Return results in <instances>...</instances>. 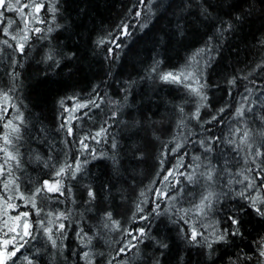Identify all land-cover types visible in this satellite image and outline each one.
I'll list each match as a JSON object with an SVG mask.
<instances>
[{"label": "snow or ice", "instance_id": "6c2138e0", "mask_svg": "<svg viewBox=\"0 0 264 264\" xmlns=\"http://www.w3.org/2000/svg\"><path fill=\"white\" fill-rule=\"evenodd\" d=\"M85 2L0 0V264H264V24L243 59L231 43L264 0H122L91 27ZM33 70L72 82L50 120L24 103Z\"/></svg>", "mask_w": 264, "mask_h": 264}, {"label": "trees", "instance_id": "16d2710c", "mask_svg": "<svg viewBox=\"0 0 264 264\" xmlns=\"http://www.w3.org/2000/svg\"><path fill=\"white\" fill-rule=\"evenodd\" d=\"M129 2H131V0H123V3ZM79 7L81 9H86L87 15L76 17L74 14V18L76 19L77 23L87 25L88 27L92 26L93 21H95L97 26H99L102 20L104 21L105 26H107V24L111 23L114 19L117 18V13L123 10L122 0H86L85 3L79 4ZM162 24L165 28L167 27L166 22H162ZM262 24H264V21H262L258 16L252 17L250 22L244 26L243 31L241 33H238L237 36L231 41L233 45V52L236 51V45L239 46L241 59H243L245 56L244 50L246 47V43L251 42L252 33H254L256 29L260 28ZM86 35L87 33L85 32V36ZM192 43L193 41L191 39L186 40L183 43H176L175 41H173L165 53V60L162 65L163 69L172 70L176 69V66L178 64L182 65L186 56L188 55V52L190 51V48L186 50V46H189ZM149 54L150 46L146 48L143 52H141V56L145 58ZM225 54L227 55L228 53L226 52ZM137 66L139 67V65ZM85 67H87V62L85 64ZM88 75L89 74L87 72L81 75L78 82V88L87 87ZM32 76L33 79L27 82L31 84V87H26L24 93L26 99L24 100V103L27 104L28 108L31 110L33 118L43 114L44 116L49 117L50 120L56 98L60 94L65 93L66 91L67 93H70V85L72 82L69 81L66 85L59 78H54L53 80L47 82H41L38 78H36L34 70ZM146 91L148 95L151 96V89L146 88ZM184 91L185 90L183 89L182 85L172 83L169 85H164V87L159 92V96L162 97L164 101H167L170 98L182 96L181 93L184 94ZM216 95L219 96L221 95V93L217 92ZM75 115L79 116L80 114L79 112H77L75 113ZM83 119L84 118L81 117V121H83ZM49 120L44 121L46 126H50ZM72 124L74 128V133L76 134V138L78 139L81 128H83L84 131H91L93 126H99V120L98 118H94L93 120L87 121L86 124L78 123L77 121H72ZM61 135H63V132L61 133ZM68 139H72V137H68ZM95 146L97 148L100 147V145ZM75 150L76 148L75 146H73L72 151L75 152ZM172 162L175 163L174 157L172 158ZM37 174L38 176H40L38 171ZM31 175L34 178L37 177L35 173H31ZM47 178L56 179V177L54 176H50ZM156 179H162V176L156 177ZM146 195L148 194L146 193ZM68 232L69 235L66 242L70 245V247L74 248L76 245L73 243L74 237L72 234V229L69 228ZM29 248L30 245H26L25 248H22V250L17 254L18 256H20V260L17 261V264H26V262L23 260V255L29 254Z\"/></svg>", "mask_w": 264, "mask_h": 264}, {"label": "bare ground", "instance_id": "6f19581e", "mask_svg": "<svg viewBox=\"0 0 264 264\" xmlns=\"http://www.w3.org/2000/svg\"><path fill=\"white\" fill-rule=\"evenodd\" d=\"M176 67H177L176 69H172V70H178L181 67V64H178ZM167 85H169V84H167ZM67 94L70 96L72 94V92L67 93ZM181 95L183 96V93H181ZM236 99H238V97H236ZM66 103L71 105L73 103V101L68 100V101H66ZM73 114H75V113H73ZM65 115H68V113H65ZM34 173L38 176L37 172H34ZM39 174L41 175V173H39ZM50 176H51V174L49 173L47 177H50ZM47 177H45V178H47Z\"/></svg>", "mask_w": 264, "mask_h": 264}]
</instances>
